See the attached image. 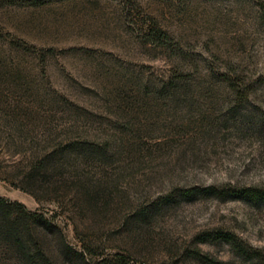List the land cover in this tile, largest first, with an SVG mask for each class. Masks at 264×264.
Instances as JSON below:
<instances>
[{
	"label": "rangeland",
	"instance_id": "1",
	"mask_svg": "<svg viewBox=\"0 0 264 264\" xmlns=\"http://www.w3.org/2000/svg\"><path fill=\"white\" fill-rule=\"evenodd\" d=\"M245 189L264 0H0V196L39 264H264Z\"/></svg>",
	"mask_w": 264,
	"mask_h": 264
},
{
	"label": "trees",
	"instance_id": "2",
	"mask_svg": "<svg viewBox=\"0 0 264 264\" xmlns=\"http://www.w3.org/2000/svg\"><path fill=\"white\" fill-rule=\"evenodd\" d=\"M23 189L34 194L29 189ZM241 193L253 199L264 200L263 190L245 189ZM28 216L36 217L38 213L28 211L18 201L0 196V241L6 246L0 250V257L9 255L15 263L18 261L22 264H39L38 260L42 259L44 254L37 238L30 236L28 222L25 220ZM44 223L48 228L56 229L48 221L44 220Z\"/></svg>",
	"mask_w": 264,
	"mask_h": 264
}]
</instances>
